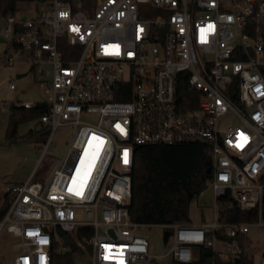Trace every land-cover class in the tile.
Listing matches in <instances>:
<instances>
[{"label": "built area", "instance_id": "1", "mask_svg": "<svg viewBox=\"0 0 264 264\" xmlns=\"http://www.w3.org/2000/svg\"><path fill=\"white\" fill-rule=\"evenodd\" d=\"M33 3L1 16L0 33L37 69L45 148L59 125H71L72 137L46 179L35 178L43 150L25 179L5 184L0 234L17 239L11 264H51L67 249L65 234L86 264H157L140 232L150 224L128 210L138 145L201 142L212 159L216 214L209 223L159 224L171 242L162 262L215 264L241 253L237 233L264 236V0ZM225 194L258 218L219 221ZM220 228L231 240L217 238ZM203 244L210 260L194 251Z\"/></svg>", "mask_w": 264, "mask_h": 264}, {"label": "trees", "instance_id": "2", "mask_svg": "<svg viewBox=\"0 0 264 264\" xmlns=\"http://www.w3.org/2000/svg\"><path fill=\"white\" fill-rule=\"evenodd\" d=\"M23 0H0V17L8 11H16L22 6ZM11 48L17 50L14 43ZM7 47V46H6ZM9 47V46H8ZM47 110L46 103L36 101L29 107L11 103L5 128L8 143H14L21 138L32 139L47 136L48 126L29 129L24 135L18 136L17 127L20 123L37 120ZM212 159L208 153V145L201 142H190L180 145H138L134 148V163L131 180V201L128 207L133 221L150 225L171 224L175 222H190L189 206L205 188L210 177ZM219 221L250 222L258 218L257 208L242 210L234 202L229 203L225 194L218 201ZM8 206L3 198L0 206V219ZM261 216L264 219V189L262 193ZM88 232V231H87ZM217 238L231 240L225 234V229L215 231ZM241 248L237 257L228 259L216 258L215 264H255V256L250 246L247 234L237 233L234 236ZM67 250L54 252L51 264H86L87 253L75 242L67 245ZM201 260H210L212 250L205 244L195 247ZM86 255V261L81 255Z\"/></svg>", "mask_w": 264, "mask_h": 264}, {"label": "rangeland", "instance_id": "3", "mask_svg": "<svg viewBox=\"0 0 264 264\" xmlns=\"http://www.w3.org/2000/svg\"><path fill=\"white\" fill-rule=\"evenodd\" d=\"M33 2L34 0H23L22 6L20 3L19 7L23 10H31L36 6ZM37 7L40 8V5H37ZM4 46H7V48L12 47L3 39L2 33H0V100L8 104L6 110L0 113V206L3 203L6 183L25 179L43 150L44 155H42L41 164L37 167L35 178L46 179L61 158L72 137V126L62 124L56 128L46 148L45 144L49 136L32 139L21 138L14 143H8L5 137V128L10 102L16 100L41 101L46 98V93L43 87L36 82V80H39L37 69H32L29 62H22L21 59L26 55L21 54V50L10 52L14 64L13 66L7 65L4 57H7L9 52L7 54L3 52ZM9 83H12L14 88H9ZM37 127L38 125L34 120L20 123L17 127V134L22 136L29 129ZM50 158H53V160H50ZM216 211L217 206L213 203L212 187L207 183L204 190L191 202L189 219L191 222L201 220L211 222ZM165 229L167 228L159 224L140 229V232L148 238L150 253L159 257L156 261L157 264H166L162 262L165 259L162 258V254L167 251L171 243L170 238L163 241V231ZM207 229L211 230L210 227H207ZM248 236L250 238L249 248L255 256L256 263H258L260 258L257 253H264V236L256 228H251ZM16 241L17 239L6 231L0 234V258L4 264H11L15 253L13 245ZM85 257V254L81 255V259H84V261H86ZM77 262L79 264L78 260Z\"/></svg>", "mask_w": 264, "mask_h": 264}, {"label": "crops", "instance_id": "4", "mask_svg": "<svg viewBox=\"0 0 264 264\" xmlns=\"http://www.w3.org/2000/svg\"><path fill=\"white\" fill-rule=\"evenodd\" d=\"M5 48H4V50H3V52L4 53H8V56L7 57H4L5 59H9V58H12L11 56H10V52H15V50L13 51L12 49H10V50H8V51H6V46H4ZM25 58V57H24ZM22 60V59H21ZM23 62V61H22ZM24 63H26V62H24ZM17 75H19V76H21L20 74H17ZM13 88H14V86H13ZM42 101V100H41ZM16 102H31V104H33L34 102H36V101H30V100H26V101H20V100H16V101H11L10 102V104L11 103H16ZM8 107V104H6L4 101H1L0 100V113H3L5 110H6V108ZM9 115V114H8ZM7 120H8V118H7ZM35 121V123L38 125V127L36 128V129H38V128H40L41 127V125H39L38 124V121L37 120H34ZM6 125H7V123H6ZM24 179V178H23ZM22 179V180H23ZM18 181H21V179H19ZM191 222V221H190ZM193 223H209V222H207V221H205V220H201V221H199V222H193ZM261 254H264L263 252L262 253H257V256H261ZM256 262V261H255Z\"/></svg>", "mask_w": 264, "mask_h": 264}, {"label": "water", "instance_id": "5", "mask_svg": "<svg viewBox=\"0 0 264 264\" xmlns=\"http://www.w3.org/2000/svg\"><path fill=\"white\" fill-rule=\"evenodd\" d=\"M209 170H210V169H208V171H209ZM163 233H164L163 239L166 240L167 237H168V235H169V231H168V230H165ZM63 239H64V241H65L67 244H70V238H69V235H68V234H65V235L63 236Z\"/></svg>", "mask_w": 264, "mask_h": 264}, {"label": "snow or ice", "instance_id": "6", "mask_svg": "<svg viewBox=\"0 0 264 264\" xmlns=\"http://www.w3.org/2000/svg\"><path fill=\"white\" fill-rule=\"evenodd\" d=\"M81 193L77 192V195H80Z\"/></svg>", "mask_w": 264, "mask_h": 264}]
</instances>
